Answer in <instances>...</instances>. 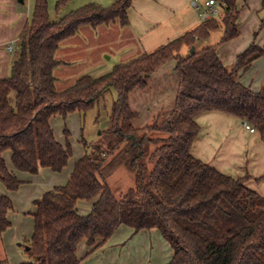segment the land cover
Instances as JSON below:
<instances>
[{
    "label": "trees",
    "instance_id": "16d2710c",
    "mask_svg": "<svg viewBox=\"0 0 264 264\" xmlns=\"http://www.w3.org/2000/svg\"><path fill=\"white\" fill-rule=\"evenodd\" d=\"M68 1L59 0L57 8ZM225 2L218 18L102 76H84L58 91L53 71L61 64L54 57L59 45L81 26L96 28L116 21L127 26L132 0H114L106 8L88 4L59 21H51L47 0L34 1L30 22L15 45L10 75L0 80V184L7 192L23 184L8 169L5 153H10L17 172L60 173L71 157L69 132L65 127V143H59L51 119L65 121L72 113L92 109L109 87L117 95L108 128L116 151L108 159L81 156L66 184L33 202L32 235L24 246L27 260L20 264H79L80 243L97 249L120 226L134 233L157 230L172 250L167 264H264V198L243 179L224 175L191 154L199 131L194 119L205 112L248 123L264 143V85L253 92L238 81L239 72L264 55V48L250 45L232 69L223 65L216 46L195 48L220 25L218 44L238 36L236 0ZM183 46L194 47L193 53L182 56ZM171 61L178 86L168 119L135 129L130 94L144 90L149 77ZM152 132L163 136L152 137ZM120 168L132 174L134 187L117 200L106 180ZM93 200L90 212L79 215L77 202ZM12 211L11 199L0 195V237L11 227ZM0 264H6L1 256Z\"/></svg>",
    "mask_w": 264,
    "mask_h": 264
},
{
    "label": "crops",
    "instance_id": "0c3cea01",
    "mask_svg": "<svg viewBox=\"0 0 264 264\" xmlns=\"http://www.w3.org/2000/svg\"><path fill=\"white\" fill-rule=\"evenodd\" d=\"M191 2L194 7H197L194 0H132V5L127 12L128 25L125 27L133 32L135 41L140 42L142 46L141 49L145 53H150L164 45L156 42L157 36L151 37V34L157 32L164 24L170 26L172 32L179 31L180 36L201 24L197 16L194 21L187 20L189 19L187 15L190 14L188 7ZM236 9L238 36L216 47L219 59L228 69L234 67L237 57L250 45L254 44L264 48V20L258 16L264 11V0H236ZM32 11L33 4L31 5L30 0H0V80L10 75L16 42L30 22ZM175 27H180L182 30ZM135 45L137 46L136 42ZM10 46H13L12 50H9ZM63 46L62 42L54 56L61 63L53 71L56 79L55 87L60 80L57 75L58 70L66 65V62L57 59L58 52ZM182 49L189 51L186 46ZM165 68L163 66L152 74L147 81V87L141 91L151 92L154 83L156 85L159 81V84L163 85L170 77L171 91L175 93L174 98L172 97L173 107L178 78L174 71L175 68H172L173 74L170 73L171 69L167 70L168 72L164 71ZM238 81L253 92H258L264 85V55L255 59L245 72L240 71ZM131 94L129 105L132 101ZM137 99L142 100L141 97ZM194 120L199 126V131L192 143V156L224 175L243 179L244 184L250 190L264 198V178H262L264 176V143L259 134L248 132L239 119L221 112L201 113ZM53 122L51 119V126ZM52 129L55 139L64 145L57 136L54 126ZM3 157L8 169L14 171L16 177L23 183L16 192H3L0 189V195H7L11 199L13 210L18 215L16 217L8 215L11 227L0 237V256L7 260L8 254L13 257L17 254L15 250H12L11 241L22 238L28 241L32 235L30 230L23 232L16 227L13 229L15 221H17L16 225L21 223L20 215L24 212L33 214L35 212L33 202L39 199L44 192L66 184L76 161L81 156L69 159L67 166L60 173L40 169L39 173L33 176L15 171L11 165L10 153H5ZM93 203L94 200L78 201L76 209L79 215H87ZM14 218L17 219L14 221ZM31 225L33 229V218ZM77 256L80 259L79 264H142L147 257L151 258L153 264H167L172 258V250L155 229L140 230L134 233L128 227L120 226L107 242L97 249L92 250L83 242L80 243L77 247ZM23 261L25 260L19 258L14 264H20Z\"/></svg>",
    "mask_w": 264,
    "mask_h": 264
},
{
    "label": "rangeland",
    "instance_id": "374dc122",
    "mask_svg": "<svg viewBox=\"0 0 264 264\" xmlns=\"http://www.w3.org/2000/svg\"><path fill=\"white\" fill-rule=\"evenodd\" d=\"M34 1L35 0H30L31 5H34ZM58 1L59 0H47L48 13L51 21H59L70 12L88 4H97L106 8L111 6L114 2V0H70L65 5L57 8L56 5ZM194 1L198 9L202 10L204 8V2L207 0ZM194 8L191 2L188 7L190 14L187 15L189 18L187 20L194 21V18L197 16V12H195ZM258 16L264 20V11L258 14ZM176 24L180 25V23L177 22ZM169 27L170 26L164 24L157 32H153L151 37L157 36L158 39L156 42H161L160 44L165 45L173 40V38H176V36H180L181 33H178L179 31L174 30L172 32ZM175 28L180 29V27ZM132 33L130 28L120 26L118 21L96 28L81 26L75 35L63 42L64 46L61 48L60 52H58L57 59L66 62V65L63 64L65 66L58 70L57 75L60 80L57 82L56 89L58 91L64 90L84 76L94 78L102 76L110 72L117 64L125 63L145 54L144 50L141 49L142 46L140 42L138 43L135 41ZM222 34L223 27L220 25L216 31L210 34L209 39L200 40L195 45L196 50L208 46H219L218 43ZM137 50L139 51L136 53ZM189 53L190 49L189 51L182 49L180 52L182 56H186ZM173 66H175L174 61L167 63L164 65V67H166L164 71H169V69H171L170 73L173 74ZM154 84L151 88V92H149V90L141 91L136 89L135 92L131 94L132 101L129 107L132 111L137 112V116L131 121V125L135 129H141L147 125H152L155 121L157 125H160L163 121L168 119L173 109L172 97L174 98L175 93L171 91L172 82L170 77L167 79V83L163 85L159 84V81L156 85ZM116 96V91L109 87L103 92L101 98L92 109L82 113H72L67 116L65 121L60 117H54L52 119L54 121L52 127H55L56 134L63 143H65L66 140L64 136L65 127L69 132L68 142L71 147L70 159L79 158L85 154L89 156L99 154V156L108 159L111 154L116 151V145L113 143L111 144L112 136L108 132L111 109L116 100ZM138 97H141L142 100L140 101L137 99ZM160 135L163 136L162 134L154 132L150 134L152 137H158ZM106 184L113 196L118 200L124 192L134 187V178L126 169L120 168L106 180ZM0 189H2L3 192L6 191L1 184ZM9 216L16 217L18 215L13 210ZM20 216V221L22 222L16 225L17 221L15 220L17 218H14L15 223L12 228L14 229L16 227L20 231L24 232L30 230L31 232L32 213L24 212ZM24 240L25 239L22 238L17 241H11L12 250H15L17 254L14 257L8 254L9 257L7 256L6 264H14L19 258L27 260L26 254L24 253V246H26V241ZM17 244H20V246H17ZM142 264H153V262L150 257H147Z\"/></svg>",
    "mask_w": 264,
    "mask_h": 264
},
{
    "label": "built area",
    "instance_id": "2783aa9c",
    "mask_svg": "<svg viewBox=\"0 0 264 264\" xmlns=\"http://www.w3.org/2000/svg\"><path fill=\"white\" fill-rule=\"evenodd\" d=\"M226 6L225 0H207L204 3V8L199 10L195 7L197 11V16L201 23L208 21L210 19H216L220 16L222 9ZM13 46L9 47V50H12ZM243 127L250 133H255V129L248 123H243Z\"/></svg>",
    "mask_w": 264,
    "mask_h": 264
},
{
    "label": "water",
    "instance_id": "95a60500",
    "mask_svg": "<svg viewBox=\"0 0 264 264\" xmlns=\"http://www.w3.org/2000/svg\"><path fill=\"white\" fill-rule=\"evenodd\" d=\"M193 51H194V47H192L191 49H190V53H193ZM28 249V247H25V250H27Z\"/></svg>",
    "mask_w": 264,
    "mask_h": 264
}]
</instances>
